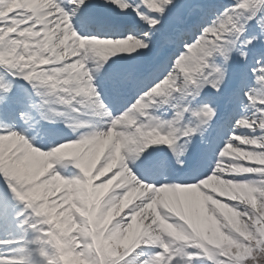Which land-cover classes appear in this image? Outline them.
<instances>
[{"label": "snow or ice", "instance_id": "obj_1", "mask_svg": "<svg viewBox=\"0 0 264 264\" xmlns=\"http://www.w3.org/2000/svg\"><path fill=\"white\" fill-rule=\"evenodd\" d=\"M68 111L103 119L53 127ZM100 184L108 253L76 210ZM0 236L44 264H264V0H0Z\"/></svg>", "mask_w": 264, "mask_h": 264}, {"label": "clouds", "instance_id": "obj_2", "mask_svg": "<svg viewBox=\"0 0 264 264\" xmlns=\"http://www.w3.org/2000/svg\"><path fill=\"white\" fill-rule=\"evenodd\" d=\"M66 144H73L75 141H67ZM61 147V145H57ZM55 150H53L54 153ZM52 155L49 156L51 160ZM219 188L222 192H229L234 188L231 182L218 181ZM107 194V185L100 184L95 188H90L86 197L80 198V207L76 209L87 222V227L80 229L82 235H91L93 243L97 249L103 253H108L110 249L109 237L106 233V224L108 217L115 214L120 205L115 203L116 197L112 196L107 200H102ZM66 227L74 229L76 225L69 217ZM73 264H80L79 261H74Z\"/></svg>", "mask_w": 264, "mask_h": 264}, {"label": "rangeland", "instance_id": "obj_3", "mask_svg": "<svg viewBox=\"0 0 264 264\" xmlns=\"http://www.w3.org/2000/svg\"><path fill=\"white\" fill-rule=\"evenodd\" d=\"M204 0H178L179 2V6L183 7L187 4H192V3H196V2H201ZM251 111V109L249 110ZM71 114H76L71 112ZM15 127L20 128V127H24L22 120H21V124L17 125L15 124ZM241 131H247V129H242ZM239 143V142H238ZM229 158H234V156H230ZM245 163H255V161H245ZM71 167V169H70ZM70 169L71 172H78L79 170L77 168H75L74 164L71 163V165L69 166V163H67L66 167L62 168L60 165L58 164H53V169H55L57 171L58 174L67 176V174H65L64 172H66L67 169ZM69 178H71L69 176ZM255 178V177H252ZM102 179V178H100ZM60 193L59 192H55L52 194V198H57L59 197ZM217 196H219V193H217ZM221 199H223L225 202H227V200L229 199L228 197H220ZM259 206V200H257V207ZM126 211V210H124ZM204 211H207V205H205ZM123 214V213H122ZM239 219V218H238ZM75 231V230H73ZM13 235L15 236H20V235H25V239L26 240H31L34 238L35 235H37V233H33V232H29L27 234H24L22 232H20L19 230H15L13 232ZM43 248L45 250V252L48 255L52 254V248L46 244V243H41V244H31V243H25L23 245V251L20 250V247H18L17 245H10V246H2L3 251L1 253H5V254H12V255H17V256H25L27 261L29 262V264H44V259L45 257H42L39 254V248ZM193 245H186L185 248H193ZM159 246L158 245H138L136 249H134L131 253H132V259H128L125 257L124 259L129 261L130 264H137L138 260H144L147 256V254L149 252H154V251H158ZM199 252H202V250H199ZM143 253V254H141ZM175 260L178 261H182L183 259H189L192 264H199V262H203V264H212L211 261L208 260V258L206 256H203L201 254H197L196 256H192V257H182V256H174Z\"/></svg>", "mask_w": 264, "mask_h": 264}, {"label": "bare ground", "instance_id": "obj_4", "mask_svg": "<svg viewBox=\"0 0 264 264\" xmlns=\"http://www.w3.org/2000/svg\"><path fill=\"white\" fill-rule=\"evenodd\" d=\"M117 55H120V53H117ZM70 116V113L69 112H66L60 119L61 121H66V120H69L68 117ZM170 115V114H169ZM82 119H85V120H92V121H95V120H100L102 118L100 117H97V116H86V117H83ZM146 147H151V146H146Z\"/></svg>", "mask_w": 264, "mask_h": 264}]
</instances>
